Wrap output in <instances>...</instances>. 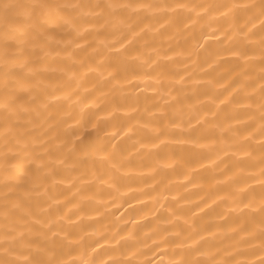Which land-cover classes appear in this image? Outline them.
<instances>
[{"label": "bare ground", "instance_id": "6f19581e", "mask_svg": "<svg viewBox=\"0 0 264 264\" xmlns=\"http://www.w3.org/2000/svg\"><path fill=\"white\" fill-rule=\"evenodd\" d=\"M7 261L264 264L262 0H0Z\"/></svg>", "mask_w": 264, "mask_h": 264}, {"label": "clouds", "instance_id": "9594fccd", "mask_svg": "<svg viewBox=\"0 0 264 264\" xmlns=\"http://www.w3.org/2000/svg\"><path fill=\"white\" fill-rule=\"evenodd\" d=\"M262 3H264V0H262ZM115 6L119 7L118 4H116ZM151 6L159 8V7H165L166 5H163L162 3H159V2H154ZM112 7H113V5H109L110 9ZM124 30L125 29L121 28L119 31L123 32ZM132 143L135 144V143H137V141H133ZM125 160H126V158H125ZM113 179L115 180V177H113ZM5 264H16V262L15 261H7V262H5ZM93 264H96V261H93Z\"/></svg>", "mask_w": 264, "mask_h": 264}]
</instances>
